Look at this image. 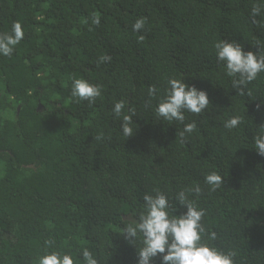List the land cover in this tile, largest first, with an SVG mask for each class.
I'll return each instance as SVG.
<instances>
[{
  "label": "trees",
  "instance_id": "16d2710c",
  "mask_svg": "<svg viewBox=\"0 0 264 264\" xmlns=\"http://www.w3.org/2000/svg\"><path fill=\"white\" fill-rule=\"evenodd\" d=\"M255 3L0 0V34L15 22L24 30L13 54L0 56V264H39L52 250L84 264V248L98 264H138L141 242L122 230L143 196L163 193L180 216L175 197L195 186L201 192L188 198L204 210V242L234 264H264V156L254 146L264 132V72L241 95L214 49L225 40L255 53L259 42L264 54ZM142 17L145 28L134 32ZM103 55L110 61L98 63ZM173 78L206 92L208 109L186 111L183 123L158 117ZM74 79L99 85L101 96L91 104L73 97ZM120 100L124 115L135 112L128 138L112 112ZM237 115L243 122L226 129ZM192 122L196 130L182 137ZM212 172L223 177L216 190L205 182Z\"/></svg>",
  "mask_w": 264,
  "mask_h": 264
},
{
  "label": "clouds",
  "instance_id": "9594fccd",
  "mask_svg": "<svg viewBox=\"0 0 264 264\" xmlns=\"http://www.w3.org/2000/svg\"><path fill=\"white\" fill-rule=\"evenodd\" d=\"M264 11V0H257L251 10L253 17L261 15ZM99 24V20L93 21ZM253 23H256L253 20ZM146 18H139L132 25L134 32H139L145 28ZM264 26V25H262ZM24 37V30L19 22L12 25L11 32L0 34V56L10 57L15 47L20 44ZM259 42H257V52H245L242 46L236 42L219 40L214 44L216 59L223 63L225 73L233 79V87L240 90L243 95V86L255 80L258 74L264 72V54L259 52ZM111 57L103 55L98 63L110 61ZM155 86L148 88L150 98H155L158 94ZM73 97L95 103L96 98L101 96V87L92 84L85 79H74L72 83ZM209 107V99L206 92L197 90L183 83L180 79H169L163 98L155 107L158 117L166 121H178L183 123L184 113L190 112L199 115ZM126 102L120 100L114 103L112 112L116 117L122 116L120 128L125 137L133 135L131 126L132 117L135 112L128 109L124 115ZM240 116L229 118L224 127L228 130L237 128L242 123ZM196 123L192 122L184 126L180 135L192 133L196 130ZM264 128V125H261ZM100 137H97L99 139ZM255 151L264 156V132L254 137ZM223 177L217 172H212L205 177V182L211 186L212 190L221 187ZM199 186L181 190L175 197L177 204L186 209L180 216L171 215L172 205L169 198L163 193L156 191L155 195L145 194L143 196V210L131 223L123 228V234L127 239L141 242L138 251V264H151L153 258L160 255L161 264H234L233 255L225 253L214 246L204 242L205 228L201 223L205 213L203 209L197 207L193 200L188 198L190 193L199 195ZM209 239L215 240L216 234H208ZM79 258L84 264H98L93 253L84 248L79 252ZM39 264H76L71 253H61L60 251H47L39 257Z\"/></svg>",
  "mask_w": 264,
  "mask_h": 264
}]
</instances>
